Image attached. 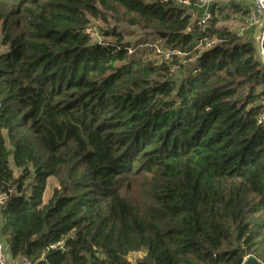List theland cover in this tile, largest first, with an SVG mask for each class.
<instances>
[{
  "label": "trees",
  "instance_id": "obj_1",
  "mask_svg": "<svg viewBox=\"0 0 264 264\" xmlns=\"http://www.w3.org/2000/svg\"><path fill=\"white\" fill-rule=\"evenodd\" d=\"M180 1L0 0V235L12 260L264 264V67L213 6L201 27L198 1ZM105 13L171 56L114 31L93 43L88 18Z\"/></svg>",
  "mask_w": 264,
  "mask_h": 264
},
{
  "label": "rangeland",
  "instance_id": "obj_2",
  "mask_svg": "<svg viewBox=\"0 0 264 264\" xmlns=\"http://www.w3.org/2000/svg\"><path fill=\"white\" fill-rule=\"evenodd\" d=\"M198 3L200 1H209L210 6H217L215 11V16L219 19V25L226 26L234 33L236 30L244 24L245 19H242L239 16H234L233 14V7L231 6L233 2L232 0H197ZM218 9V11H217ZM197 10V11H196ZM194 11H189L191 15L192 23L197 21L201 17V12L199 9ZM106 21L98 20V19H89V24L87 25L85 32L90 35L91 41L93 43H109L114 41L112 37L105 36V33L109 31H114L118 33L124 44H127L130 49L137 48H152L157 49L159 51H165L164 42L160 40L152 31L149 30H142L137 26H131L127 22L120 19L116 15L112 13H105ZM247 39V38H245ZM7 48L0 44V55L5 53ZM182 65L185 68L191 69L193 66V61H182ZM176 73V72H174ZM174 80L176 83L179 82L180 76L178 74L173 75ZM261 104L264 107V98L261 101ZM7 149L11 151L10 146L6 143ZM10 168L12 170V176L14 179L20 176V171L16 170L13 167L12 161H9ZM30 182L27 181L26 184ZM57 188V181L54 178H49L46 183V189L43 195V202L47 204L48 201L51 199L52 192L54 189ZM143 254L142 253H131L127 257V261L131 264H135L137 261L142 260ZM9 264H24L21 259H14L9 262Z\"/></svg>",
  "mask_w": 264,
  "mask_h": 264
},
{
  "label": "built area",
  "instance_id": "obj_3",
  "mask_svg": "<svg viewBox=\"0 0 264 264\" xmlns=\"http://www.w3.org/2000/svg\"><path fill=\"white\" fill-rule=\"evenodd\" d=\"M249 4V9L247 12V18L243 25H241L235 32L238 37H246L249 35L250 31V39L255 45L257 60L261 66L264 67V0H247ZM185 7H191V4L188 0L180 1ZM197 9L201 11V17L198 19V24L203 27L205 26L209 19L211 18L210 12V3L209 1H200L195 5ZM214 42H209L206 44L207 48L212 47ZM157 53H162L164 57L167 59L171 56V52L167 49L165 51H159L155 49ZM257 125L264 124V109L258 115L256 119ZM7 200V194H0V212L5 205ZM63 242L57 243L56 245L52 246V249H62ZM11 257L8 253L7 247L4 243L0 235V264H9L11 261ZM24 264H31L26 259H21Z\"/></svg>",
  "mask_w": 264,
  "mask_h": 264
},
{
  "label": "crops",
  "instance_id": "obj_4",
  "mask_svg": "<svg viewBox=\"0 0 264 264\" xmlns=\"http://www.w3.org/2000/svg\"><path fill=\"white\" fill-rule=\"evenodd\" d=\"M230 2H233V4H232L231 6L233 7V10H232V11H233L234 16H239V17H241L242 19H245V20H246L247 15L242 16L240 10H245V11L248 12L249 4H248L247 0H232V1H230ZM216 7H217V6H214V5H213V9H214L215 11H216ZM210 8H211V7H210ZM217 11H218V9H217ZM200 12H201V11H200ZM251 32L253 33V31H250L249 35L246 36L245 38L250 39ZM43 203H44V202H43Z\"/></svg>",
  "mask_w": 264,
  "mask_h": 264
},
{
  "label": "water",
  "instance_id": "obj_5",
  "mask_svg": "<svg viewBox=\"0 0 264 264\" xmlns=\"http://www.w3.org/2000/svg\"><path fill=\"white\" fill-rule=\"evenodd\" d=\"M244 264H260V263L254 258H249L244 262Z\"/></svg>",
  "mask_w": 264,
  "mask_h": 264
}]
</instances>
